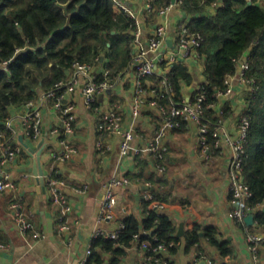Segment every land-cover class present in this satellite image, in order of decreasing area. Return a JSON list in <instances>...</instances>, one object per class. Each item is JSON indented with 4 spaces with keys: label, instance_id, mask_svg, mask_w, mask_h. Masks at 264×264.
<instances>
[{
    "label": "crops",
    "instance_id": "0c3cea01",
    "mask_svg": "<svg viewBox=\"0 0 264 264\" xmlns=\"http://www.w3.org/2000/svg\"><path fill=\"white\" fill-rule=\"evenodd\" d=\"M149 1L131 0L129 3L144 39L165 22L159 11L152 13L146 9ZM190 17L179 7L169 15L168 41L171 44L167 41V47L170 50L174 47L173 38L178 25L191 21ZM106 62L103 55L95 69L97 75L108 73ZM182 62L194 76V84L184 85L182 91L189 98L206 82L204 59L192 57ZM75 78V73L71 72L67 83L72 84ZM77 78L79 85L68 96V100L76 104L74 132L70 136L51 134L60 122L49 104L41 107V138L33 139L27 135L25 117L27 113L40 109L44 92L40 91L38 97L26 106L10 108L8 119L12 121L13 130L7 132V140L20 148L21 154L6 168L17 189L0 195V244L3 246L0 249V264H83L98 229L113 231L130 215L143 217L142 201L148 199L154 187L149 182L143 183L134 178L129 186L115 189V220L103 224L97 220L104 197V184L113 175L122 177L138 173L137 158L147 162L149 172L167 181L172 194V202L163 211L175 224L176 236L181 238L177 254L171 257L173 264H209V261L217 264L225 261L230 264H264V247L255 259L249 249L246 229L234 217L237 203L233 201L229 189L227 171L231 149L228 146L221 142L220 151H210L194 123H187L184 128L170 127L160 108L150 103L146 105L149 100L146 95L142 97V110L134 120L132 109L137 86L135 75L129 68L118 77L121 80L116 82L115 87L100 95L98 103L91 108L86 105L83 94L84 80L79 76ZM246 97L247 88L238 84L234 94L222 99V104L230 109L224 127L233 136L237 135L240 117L248 108ZM113 107H118L123 128L128 129L135 122L139 131L131 143L129 155L123 158L120 137L99 130L101 118ZM162 132L165 133L163 137L160 136ZM63 137L78 152L65 163L56 159V155L63 150L60 144ZM150 139L158 140L169 148L162 163L166 168L165 174L157 172L152 154L146 151ZM107 146L111 150L107 151ZM56 172L65 180V191L73 206V213L66 218L70 229L64 233L59 230L60 210L52 203L47 186L48 177ZM42 174L44 184L38 179ZM84 185H88L89 189L86 194H81L79 189ZM13 204H19L21 215L34 223L33 230L27 233L22 230ZM261 209L264 210V206ZM194 224L216 229L218 240L232 243L233 257L224 259L206 240L201 243L202 251L193 247L187 252L185 235ZM181 226L183 233L179 236ZM251 227L264 233L256 223ZM143 256L144 252L134 245L122 264H138ZM104 258L105 264H108L110 256L105 255Z\"/></svg>",
    "mask_w": 264,
    "mask_h": 264
},
{
    "label": "trees",
    "instance_id": "16d2710c",
    "mask_svg": "<svg viewBox=\"0 0 264 264\" xmlns=\"http://www.w3.org/2000/svg\"><path fill=\"white\" fill-rule=\"evenodd\" d=\"M170 1L156 0V11ZM179 1L182 9L191 16L190 32L204 37L199 54L205 65L204 120L209 124L206 144L210 151L221 150L215 133L219 120L225 121L230 109L224 105L221 118L218 110L208 105L219 103L216 94L225 90L227 76L235 74L237 61L249 54L251 71L248 75L255 78L258 90L249 99L245 112L251 118V128L244 152L243 174L252 191L248 207L253 210L257 228L264 232V210L261 209L264 206V0ZM212 6L213 11L208 12ZM136 30V19L121 12L113 0H0V123L10 117L11 107L26 106L40 91L48 93L59 83L67 82L77 63L97 66L104 55L108 73L97 75L98 82L124 74L133 61ZM160 66L164 67L165 63ZM149 81L151 87L145 84L144 88L157 90L159 105L165 108L174 124H179L176 128H184L188 122L171 111L186 98L182 92L184 85L194 84V76L187 65L178 61L169 74L172 96L161 88L159 76H153ZM163 93H166L164 97ZM198 93V90L191 93L190 100L195 101ZM147 98L148 106L152 98ZM137 168L138 173L126 177L130 180L138 178L154 187L151 198L142 201L143 217L130 215L125 218L122 221L125 227L116 240L103 236L94 239L93 254L85 264H105V255L110 256L108 264H122L134 245L145 256L159 258L160 264H173L171 257L177 254L181 238L176 236L177 229L171 218L156 208L169 205L172 194L164 178L149 172L146 161L137 158ZM53 175L61 178L57 172ZM248 228L255 232L253 227ZM185 238L187 252L193 247L201 250V243L206 240L224 259L234 255L232 243L218 240L214 228L194 224ZM160 248L166 251L157 255L155 250Z\"/></svg>",
    "mask_w": 264,
    "mask_h": 264
},
{
    "label": "built area",
    "instance_id": "2783aa9c",
    "mask_svg": "<svg viewBox=\"0 0 264 264\" xmlns=\"http://www.w3.org/2000/svg\"><path fill=\"white\" fill-rule=\"evenodd\" d=\"M115 6L122 12L127 13L132 18L137 21V30L134 35V50H133V61L131 62L129 69L133 71L136 80V95L134 97L133 103V114L134 120L140 114L142 110V97L144 95L152 98L150 104L153 107H158L164 114V119L170 127H178L179 124H174L172 119L167 115V111L163 106H160L156 100V95L158 91L146 90L144 85L147 84L151 87V82L149 78L153 76H159L161 78L160 86L164 88L167 95L172 96L173 88L169 81V74L174 67V64L180 59L182 61L187 60L192 57H200L199 48L204 42V37L200 33H191L188 24L189 22L183 21L178 25L177 31L173 38L174 44L172 50L167 47V41L169 39L168 31V21L169 15L175 10L178 4H182L178 0V3L171 2L162 9H159V13L165 17V22L159 24L153 33L149 35L146 39L143 38V32L137 17L134 12L129 8V3L131 0H113ZM154 2L156 0H150L146 5V9L149 12L156 11L154 7ZM216 6V5H214ZM249 54H245L241 59L237 61L238 70L235 74L228 75L225 80V90L218 91L216 94L219 103L209 104V108H215L218 110L219 117L222 118L224 113V107L222 104V99L230 97L234 94V89L237 84L247 87V102L250 103L251 98L254 97V93L257 92L258 86L254 77H250L248 74L251 71V64L249 60ZM158 60V62H157ZM165 63L164 67L160 65ZM96 71L89 65L75 64L73 68V73H75L76 78L73 79L72 84L67 82H61L57 85V88L44 93L41 100L40 109H35L25 117L27 135L33 139H40L42 136V129L40 126L41 122V107L49 106L55 110L58 115L60 125L58 128H54L51 131L52 135L59 136L62 131L65 135L70 136L74 132V122L76 120V104L73 101L68 100V96L76 91V87L79 85V79L77 76L82 77L83 82V94L85 97L86 105L88 107H93L98 103L100 95L112 90L116 82L121 80L110 79L102 82L96 80ZM254 78V79H253ZM163 90V91H164ZM198 95L195 101H191L190 97L185 98L180 105H174L171 113L175 116H180L184 121L188 123H194L198 126L204 145L207 143V134L209 132V124L205 122V102H206V91L204 83L198 88ZM163 93V97L166 95ZM251 93V94H250ZM161 96V95H160ZM161 96V97H162ZM223 108V109H222ZM123 120L118 112V107H113L101 118V123L99 125V130L106 132L108 134H115L120 137L121 141V156L126 157L129 155L131 149L132 141L138 136L139 131L137 125L134 122L132 126L128 129L123 128ZM251 128V118L247 113L242 114L238 123V132L236 136L231 135L227 129L224 127V120H219V126L216 129V135L218 137L217 146L220 148L222 144L228 146L231 149L230 160L228 163V181L229 189L233 195V201L238 203L234 217L238 224L246 229L247 242L250 251L253 253L255 259L258 258L259 249L264 246V233L262 232H251L249 230V225L246 224V218L250 214H254L253 210L248 207V202L252 197V191L249 185L246 183L243 174V164H244V152L248 143L249 132ZM12 121L7 119L5 122L0 123V195L9 190H16V184L13 181L11 174L7 171V166L13 163L21 154V149L14 147L6 138L7 132L12 131ZM62 130V131H61ZM164 132L160 133L163 137ZM146 151L150 152L155 161V168L157 172L161 174L166 173V168L162 164L163 160L168 153L169 148L165 144H161L158 140L150 139L147 141ZM221 142H223L221 144ZM60 144L63 148L62 152L56 155V159L59 162H69L77 155V150L74 148L68 140L61 139ZM107 151L111 150L110 146H107ZM131 184V180L126 176L113 175L103 186L104 197L102 201L101 208L98 212L97 220L99 224L104 222L114 221L115 216V206H116V194L115 189L120 187H126ZM48 191L50 193V198L53 204L61 209V215L59 217V230L64 233L70 229L66 218L73 213V206L66 194V182L63 178H59L56 175L51 174L47 180ZM89 186L84 185L79 189L81 194H86L88 192ZM151 195H148V199ZM13 209L17 211V222L21 226L24 232H29L34 229V223L28 220L25 216L21 215L19 204H13ZM159 210L163 211L165 206H156ZM124 224L119 222L116 230L106 231L102 228L98 229L93 240L101 236L116 240L118 239L121 231L124 228ZM36 235H40L36 232ZM93 242V241H92ZM92 243L89 246L86 256L87 259L83 262L86 263L88 258L93 254ZM3 246L0 244V249ZM161 249V251H160ZM156 249L155 252L159 255L161 252L166 251L165 248ZM211 264V262H208ZM138 264H160L159 258H153L151 256H145L140 260ZM162 264H168L164 262Z\"/></svg>",
    "mask_w": 264,
    "mask_h": 264
},
{
    "label": "water",
    "instance_id": "95a60500",
    "mask_svg": "<svg viewBox=\"0 0 264 264\" xmlns=\"http://www.w3.org/2000/svg\"><path fill=\"white\" fill-rule=\"evenodd\" d=\"M173 2H175V0H173ZM249 4H251V2H249ZM169 44H171V41L169 40L168 41ZM179 61H182V59H180ZM158 62V60H157ZM39 179V182L41 184H44L45 183V180H44V177H43V174L41 175ZM239 206V204L237 203V207ZM255 223V215L254 214H250L247 218H246V224H248L249 226L251 225H254ZM183 233V227L181 226L180 230H179V236L182 235Z\"/></svg>",
    "mask_w": 264,
    "mask_h": 264
},
{
    "label": "rangeland",
    "instance_id": "374dc122",
    "mask_svg": "<svg viewBox=\"0 0 264 264\" xmlns=\"http://www.w3.org/2000/svg\"><path fill=\"white\" fill-rule=\"evenodd\" d=\"M172 1H173V0H172ZM172 1H170L169 4H170ZM175 1H176V3H178V0H175ZM214 5H216V4H214ZM177 7L182 8V4H180V5L178 4ZM157 10H159V9H157ZM212 11H213V6L208 8V12H212ZM156 12H157V11H156ZM205 14H206V13H205ZM95 69H96V66H95L94 70H95ZM251 78H252V77H251ZM253 79H254V78H253ZM254 80H255V79H254ZM255 81H256V80H255ZM237 85H238V84H237ZM237 85H236V87H235V89H234L235 91H236V89H237ZM246 88H247V87H246ZM235 91H234V92H235ZM250 94H251V93H250ZM55 206H56V205H55ZM143 257H144V256H143Z\"/></svg>",
    "mask_w": 264,
    "mask_h": 264
}]
</instances>
